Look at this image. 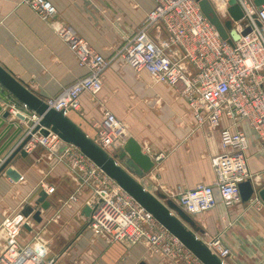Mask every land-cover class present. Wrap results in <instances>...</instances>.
I'll list each match as a JSON object with an SVG mask.
<instances>
[{
	"label": "crops",
	"instance_id": "0c3cea01",
	"mask_svg": "<svg viewBox=\"0 0 264 264\" xmlns=\"http://www.w3.org/2000/svg\"><path fill=\"white\" fill-rule=\"evenodd\" d=\"M27 1L0 0V64L45 101L88 70L78 66L69 47ZM49 1L61 21L110 60L138 31L154 5L153 0ZM10 103L24 110L0 85V106L6 108ZM105 111L127 126L128 139L153 162L143 177L134 176L149 193L175 201L179 191L215 181L211 160L222 152L219 133L208 126H198L187 99L177 88L156 84L147 73L138 74L124 62L114 60L105 72L102 91L95 96L83 94L81 110L70 111L67 116L96 141L97 125ZM10 121L18 120L12 116ZM18 122L25 127L24 122ZM245 131L250 138L249 168L255 174V187L260 189L264 186V150L251 130ZM128 139L122 147H112L107 152L118 160ZM126 151L130 157V150ZM157 156L160 159L156 160ZM10 166L21 178L14 182L4 172L0 175V221L35 204L42 190L48 193L50 207L42 212L45 220L33 231H23L25 241H32L43 230L50 256L59 257L64 264H159L142 243H108L94 233L85 213L87 193L78 202L64 205L76 184L67 166L50 161L42 146L27 157L17 155ZM193 218L204 231L198 233L204 242L210 236L223 234L231 252L226 264H264V207L252 200L230 208L219 202L214 209Z\"/></svg>",
	"mask_w": 264,
	"mask_h": 264
},
{
	"label": "built area",
	"instance_id": "2783aa9c",
	"mask_svg": "<svg viewBox=\"0 0 264 264\" xmlns=\"http://www.w3.org/2000/svg\"><path fill=\"white\" fill-rule=\"evenodd\" d=\"M201 1L153 0V8L138 31L126 39L111 60L94 49L72 26L61 21L49 0L27 1L69 47L78 66L88 70L60 94L47 98L49 108L66 115L80 111L82 95L100 93L107 68L114 60H120L138 74L147 73L156 84L177 88L187 99L198 126H208L219 133L222 152L211 160L215 181L199 183L175 196V202L191 217L205 214L219 202L226 208L241 202L239 184L243 182L252 181L256 186L255 174L248 164L250 138L245 128L251 130L264 150V3L257 6L255 0H237L244 16L233 22L234 29L239 34L246 28H251V32L241 35L232 45L220 37L203 14ZM210 1L220 16L230 19L228 0ZM23 107L24 110H20L10 103L6 108L13 115L26 116L25 130L29 133L41 118ZM97 130L95 142L106 151L122 147L128 139L127 126L109 111L104 112ZM61 143L53 132L48 136L37 133L25 149L30 153L42 146L50 161L67 166L76 188L64 205L78 202L87 193L88 225L94 233L108 243L131 246L143 243L149 256L160 260L203 264L77 147L68 144L57 155ZM158 159L160 156L156 157ZM251 200L264 207L257 194ZM37 224L40 223L31 215L23 213L6 215L0 221V264H63L59 257L50 256L49 241L43 230L38 231L32 241L22 238L26 228L33 231ZM205 243L223 262L230 257L222 233L210 236Z\"/></svg>",
	"mask_w": 264,
	"mask_h": 264
},
{
	"label": "water",
	"instance_id": "95a60500",
	"mask_svg": "<svg viewBox=\"0 0 264 264\" xmlns=\"http://www.w3.org/2000/svg\"><path fill=\"white\" fill-rule=\"evenodd\" d=\"M264 0H255L257 6ZM200 8L209 22L215 27L220 37L234 44L242 36L251 32L246 28L241 34L234 29L233 22L240 21L244 13L237 0H228L227 12L230 19L224 20L215 9L210 0H202ZM259 24V23H258ZM260 25V24H259ZM0 85L7 90L27 110L37 114L41 120L29 133L25 127L18 124L26 121L22 113H13L0 106V175L4 172L11 180L17 182L21 175L10 164L17 155L27 157L25 146L35 134L48 136L50 132L57 134L62 143L57 148V155L61 154L68 144L77 147L86 157L93 161L124 191L144 207L157 222L174 235L199 261L203 264H226L211 252L206 243L200 239L198 233L204 231L193 217L189 216L174 200L162 197L160 199L148 191L134 178L143 177L151 168L153 162L149 156L143 155L141 147L131 138L126 143V150L116 160L106 150L101 148L94 140L89 138L63 111H56L48 107L46 102L33 93L28 86L18 80L11 72L0 64ZM14 116L18 121H10ZM6 152V153H5ZM241 202H249L254 195H258L264 203V186L255 189L252 181L239 184ZM36 208L30 205L23 210L24 216H32L37 223L42 222V211L48 210V193L42 190L35 203ZM85 213L90 215V208Z\"/></svg>",
	"mask_w": 264,
	"mask_h": 264
},
{
	"label": "rangeland",
	"instance_id": "374dc122",
	"mask_svg": "<svg viewBox=\"0 0 264 264\" xmlns=\"http://www.w3.org/2000/svg\"><path fill=\"white\" fill-rule=\"evenodd\" d=\"M223 19H225L223 16H221ZM30 206H32V207H35L36 208V205L35 204H33V205H30ZM45 212V211H44ZM47 212V211H46ZM45 220V219H44ZM56 220H58L57 218H56ZM45 238H47V235L45 236ZM47 240V239H46ZM48 241V240H47ZM139 244H141V243H139ZM143 244V243H142ZM145 245V244H144ZM149 255V254H148ZM58 258V257H57ZM159 260V264H175L174 263V261H166V260H164V259H162V260H160V259H158ZM64 264V263H63Z\"/></svg>",
	"mask_w": 264,
	"mask_h": 264
}]
</instances>
